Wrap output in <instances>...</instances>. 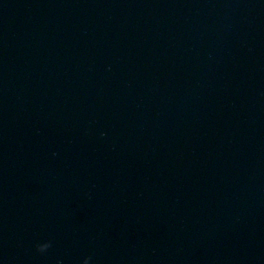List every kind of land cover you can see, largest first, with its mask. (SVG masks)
<instances>
[{"label":"water","instance_id":"95a60500","mask_svg":"<svg viewBox=\"0 0 264 264\" xmlns=\"http://www.w3.org/2000/svg\"><path fill=\"white\" fill-rule=\"evenodd\" d=\"M0 264H264V0H0Z\"/></svg>","mask_w":264,"mask_h":264},{"label":"clouds","instance_id":"9594fccd","mask_svg":"<svg viewBox=\"0 0 264 264\" xmlns=\"http://www.w3.org/2000/svg\"><path fill=\"white\" fill-rule=\"evenodd\" d=\"M40 250V249H39Z\"/></svg>","mask_w":264,"mask_h":264}]
</instances>
